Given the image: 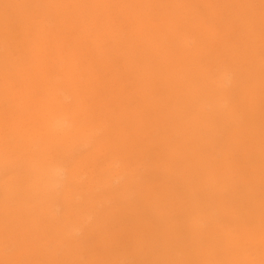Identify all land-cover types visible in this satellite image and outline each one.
I'll use <instances>...</instances> for the list:
<instances>
[{"label":"rangeland","instance_id":"rangeland-1","mask_svg":"<svg viewBox=\"0 0 264 264\" xmlns=\"http://www.w3.org/2000/svg\"><path fill=\"white\" fill-rule=\"evenodd\" d=\"M262 24L260 0H0V264H264Z\"/></svg>","mask_w":264,"mask_h":264},{"label":"snow or ice","instance_id":"snow-or-ice-1","mask_svg":"<svg viewBox=\"0 0 264 264\" xmlns=\"http://www.w3.org/2000/svg\"><path fill=\"white\" fill-rule=\"evenodd\" d=\"M260 7L262 13V21H264V0H260ZM264 27V24H262ZM47 104L50 110L56 114H70L74 124H77L81 129H83L91 116V113L82 103H78L74 106H61L58 105L54 99L49 98ZM262 141H264V133H262ZM61 151V144L59 142L54 143H43L42 150L36 159V164L39 167L49 154H59ZM262 177H264V167H262ZM262 221H264V193H262ZM2 264H42L38 261H28V260H9L4 261ZM81 264H99V262H81ZM128 264H136L134 261H129ZM166 264H188V262L172 261L166 262ZM201 264H226V262H201Z\"/></svg>","mask_w":264,"mask_h":264},{"label":"bare ground","instance_id":"bare-ground-1","mask_svg":"<svg viewBox=\"0 0 264 264\" xmlns=\"http://www.w3.org/2000/svg\"><path fill=\"white\" fill-rule=\"evenodd\" d=\"M228 78V77H227ZM226 79V78H225ZM225 82H227V83H229L230 82V80L228 81V79H226L225 80ZM65 88V87H64ZM63 89V88H62ZM56 122H57V124H55L56 126H54V127H56V128H58V129H64L66 126H67V124L68 125H70L73 121L71 120V118H70V116H69V114H60V115H58L56 118ZM55 119H54V121H55ZM69 128V127H68ZM67 128V129H68ZM113 182V181H112ZM80 231V230H79ZM239 242V241H238ZM215 249V248H214ZM216 259H218V258H216Z\"/></svg>","mask_w":264,"mask_h":264}]
</instances>
